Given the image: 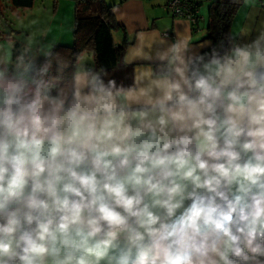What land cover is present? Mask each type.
I'll list each match as a JSON object with an SVG mask.
<instances>
[{
  "label": "clouds",
  "instance_id": "obj_1",
  "mask_svg": "<svg viewBox=\"0 0 264 264\" xmlns=\"http://www.w3.org/2000/svg\"><path fill=\"white\" fill-rule=\"evenodd\" d=\"M153 46L0 57V264H264V25Z\"/></svg>",
  "mask_w": 264,
  "mask_h": 264
},
{
  "label": "crops",
  "instance_id": "obj_2",
  "mask_svg": "<svg viewBox=\"0 0 264 264\" xmlns=\"http://www.w3.org/2000/svg\"><path fill=\"white\" fill-rule=\"evenodd\" d=\"M35 2L33 0L29 8L31 12L35 10ZM75 2L76 0H44L42 5H36L37 11L43 13L44 18V27L37 36L38 50L48 49L53 45L73 44ZM104 2L111 6V13L117 23V28L112 34L115 45L123 40L128 43L123 53L122 64L110 72L117 78L123 79L133 69L147 67L139 62L142 54L147 53L153 42L154 50H159L161 40L168 36L179 35L193 44L211 43L206 31L207 10L205 16L200 8L201 0L199 13L204 19L198 23L197 29H192L189 20L169 14L164 6L165 0H104ZM40 18L41 15L33 20L39 22ZM262 25L264 7L258 0H244L231 22L230 34L239 36L243 32H255ZM127 62L132 63L125 66Z\"/></svg>",
  "mask_w": 264,
  "mask_h": 264
},
{
  "label": "trees",
  "instance_id": "obj_3",
  "mask_svg": "<svg viewBox=\"0 0 264 264\" xmlns=\"http://www.w3.org/2000/svg\"><path fill=\"white\" fill-rule=\"evenodd\" d=\"M243 2L244 0H210L206 31L212 45L219 46L222 42H227L231 36V22ZM9 4V8H30L33 0H9ZM115 28L117 23L111 13V6L104 0H76L73 44L57 45L56 50L69 55L85 49L92 50L99 64L112 72L122 64L123 53L128 44L123 40L115 45L112 35ZM4 38L7 39V36L0 33V40Z\"/></svg>",
  "mask_w": 264,
  "mask_h": 264
},
{
  "label": "rangeland",
  "instance_id": "obj_4",
  "mask_svg": "<svg viewBox=\"0 0 264 264\" xmlns=\"http://www.w3.org/2000/svg\"><path fill=\"white\" fill-rule=\"evenodd\" d=\"M35 1V10L31 12L29 8L9 9V0H0V33L7 38L10 37L9 40L6 38L0 40V57H11L13 52H18L25 46H31L33 52L38 50L37 36L44 27V18L43 13L37 11L36 5H42L44 0ZM209 2L210 0H201L200 8L205 16ZM39 15H41L39 22H35L33 19Z\"/></svg>",
  "mask_w": 264,
  "mask_h": 264
},
{
  "label": "built area",
  "instance_id": "obj_5",
  "mask_svg": "<svg viewBox=\"0 0 264 264\" xmlns=\"http://www.w3.org/2000/svg\"><path fill=\"white\" fill-rule=\"evenodd\" d=\"M199 0H165L166 11L174 17L185 18L191 23L192 29H197L203 16L199 13ZM264 7V0H258ZM166 34V33H165Z\"/></svg>",
  "mask_w": 264,
  "mask_h": 264
}]
</instances>
